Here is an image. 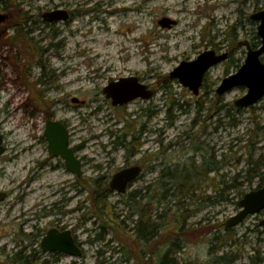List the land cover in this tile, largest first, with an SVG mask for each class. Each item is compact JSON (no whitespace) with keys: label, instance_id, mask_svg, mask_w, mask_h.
<instances>
[{"label":"rangeland","instance_id":"1","mask_svg":"<svg viewBox=\"0 0 264 264\" xmlns=\"http://www.w3.org/2000/svg\"><path fill=\"white\" fill-rule=\"evenodd\" d=\"M263 9V0H0V13L9 17L7 36L0 40V191L8 196L0 202V252L19 251L38 229L59 219L83 241L85 260L76 264H144L180 227L187 244L175 255L178 264H206L229 255L236 256L233 264H264L262 213L248 215L229 231L216 229H226L246 192L264 187V97L238 109L234 101L246 94L244 86L221 96L215 90L243 64L246 47L240 43L260 46L255 43L258 24L250 15ZM56 10L68 12L70 19L44 22L43 15ZM24 12L35 24L27 25L25 36L15 34L24 47L13 48L12 26ZM164 17L175 25L161 28L158 21ZM208 50L227 53L228 59L209 68L194 96L169 74ZM37 61L46 66L43 78ZM134 76L153 96L112 106L103 88ZM50 120L67 127L71 148L82 147L76 154L88 160L81 170L84 186L64 166L40 169L48 157L43 134ZM133 134L140 138L139 149L129 161L141 163L143 172L125 194L108 195L96 210L99 193L93 191L107 187L98 178H110L128 159L127 148H136L130 145ZM118 137L127 148L110 154ZM248 161L263 181L244 182L247 170L253 172ZM213 163L222 168L212 173ZM235 176L243 195L229 193L230 201L204 205L185 223L171 222L178 201L190 211L198 203L181 199L179 189L172 188L176 197L157 210L167 224L157 231L160 237L150 244L135 241L137 215L130 198L135 191L183 184L186 191L195 188L194 199L213 198L214 184ZM216 238L227 246L215 251ZM71 261L67 257L61 264Z\"/></svg>","mask_w":264,"mask_h":264},{"label":"water","instance_id":"2","mask_svg":"<svg viewBox=\"0 0 264 264\" xmlns=\"http://www.w3.org/2000/svg\"><path fill=\"white\" fill-rule=\"evenodd\" d=\"M6 18L5 14L0 13V24ZM67 18L68 13L59 10L43 15L44 22L66 21ZM250 20L258 24L256 35L260 46L253 48L246 41L240 43L246 47V58L243 64L236 73L223 78L220 85L215 89L216 94L221 96L232 88L244 86L247 89L246 94L234 101V106L238 109L252 107L264 97V62L261 60L264 55V9L251 14ZM175 23L176 21L168 17H164L158 21V25L161 28H170ZM227 56V53L216 55L213 50L202 52L196 60L180 62L169 74V77L179 81L194 96H198L204 81L203 78L209 71V68L226 61L228 59ZM103 94L107 99H110L113 106H124L126 103L134 101L137 98L146 100L153 96L152 91L146 85L139 83L135 76L123 77L109 83L103 88ZM72 102L77 103L78 100L73 98ZM44 137L48 142L49 153L54 156H60L65 161L67 171L72 175L79 176L81 173L80 161L76 159L74 152L68 147V133L63 124L54 120L47 121L44 127ZM2 141L3 139L0 134V155L4 151ZM140 173L141 169L139 166H132L119 171L111 177L109 188L117 194H125L128 185L135 181ZM6 197V194L0 191V202L6 199ZM237 206L239 210L237 214L231 216L226 222V228L237 226L248 215L262 213L264 217V187L246 192L237 202ZM259 225L263 228L264 234V218L259 222ZM56 232V230L51 229L44 236L41 244L44 251H58L64 255L73 257L80 256V250L78 247H75L70 232L66 231L60 234Z\"/></svg>","mask_w":264,"mask_h":264},{"label":"trees","instance_id":"3","mask_svg":"<svg viewBox=\"0 0 264 264\" xmlns=\"http://www.w3.org/2000/svg\"><path fill=\"white\" fill-rule=\"evenodd\" d=\"M17 22V26H18V32L17 34H20L21 37L22 35H26L28 34L27 32L24 33L25 28H27V25L29 23L33 22V18L28 17L27 13H21V15H19V18H17L16 20ZM33 24V23H32ZM35 24V23H34ZM33 24V25H34ZM21 31L23 33H21ZM257 45H259V41L257 40ZM27 44H30V46H35L32 41H27ZM255 47V46H254ZM34 52L37 51V53H40L41 50H33ZM41 65V69H44L46 66L45 65ZM42 76H44V72L42 70ZM228 116V115H227ZM125 138V137H124ZM140 139V138H139ZM137 138V140L135 141L136 143V147L139 148V140ZM138 141V142H137ZM133 153V152H132ZM254 166L256 165L255 163H253ZM252 162L248 161V169L246 172V177L244 178V182L246 183H250L253 179H259L260 181H263V175L259 174L257 171L254 172V170L250 167L253 166ZM212 167L209 168V171L213 172H218L222 167L221 166H216L214 163L211 164ZM264 165V164H263ZM225 178V176H224ZM223 179V178H222ZM238 177H234L230 180V182H225V180H221L218 183H216V185L214 184V200L213 198L210 197H200L199 199H194V191L195 188H189L187 191L184 190L183 188V184L179 185V186H175V185H171L169 187H167L166 185L164 186V188H160L155 187L150 189L149 187H145L139 191H135L134 195H131L130 198L131 200L135 201L134 204V212L137 215V220L135 221L136 223V237H135V241L141 243H148L150 244V242H152V240L157 239V237H160L159 235H157V231L159 229L162 228V226L165 227L166 221H165V214L163 213H159L158 208L161 206V204L163 203H169L173 200V197L175 198L176 195L175 193H171L172 188H176L177 190L179 189L180 195H181V199H192L193 200V204L198 203L197 206H195L193 209V211H190V207L188 205H184V203L179 202L176 205L177 206V212L175 214H173V218H172V224L173 223H179L178 219H181L183 221V223H185L187 221L188 218H190L194 213L199 212L200 210H202L201 208L204 205H215L216 203H220V202H225V201H230L229 198V193H236L238 194V196L243 195L244 193L241 191V183L237 182ZM102 183V181H100ZM100 183V184H101ZM159 183V181H158ZM157 183V184H158ZM160 184V183H159ZM93 186V185H92ZM99 183L98 180L95 182L94 181V188L96 189L97 187H99ZM263 187L262 185L259 186V188ZM107 188V187H106ZM145 191L144 196L142 195V191ZM163 190V191H162ZM149 195V196H147ZM145 197V198H144ZM138 198V201L136 200ZM106 199L105 196H98V200L96 199V201L94 200L93 205L94 208L96 210L99 209V207H103L105 205L106 202H104ZM143 201H148V205L146 204H142ZM151 205V209L147 210V206ZM156 206V207H155ZM182 206V207H180ZM178 216V217H177ZM154 217V218H153ZM225 226L220 225V226H216V229H224ZM180 232L182 233V227H180ZM177 235H174V237L172 238V242H174V240L177 239ZM214 240H217L214 239ZM167 241V240H166ZM166 241L163 243H161L162 245H157V247L152 251L150 258V261H146L144 264H176V261H174L175 259V252L173 253L171 250H169L167 248V243ZM219 241V246L217 247L218 249L224 245H227V241L222 240V239H218ZM217 249V250H218ZM143 254V253H142ZM144 255V256H143ZM142 255V258H145V254ZM141 258V260H142ZM154 258V260H153ZM252 260V259H251ZM152 261V262H151ZM262 262V260L259 261V263ZM258 260H252L251 264H257ZM217 264H226L225 261H223V258H219L217 261Z\"/></svg>","mask_w":264,"mask_h":264},{"label":"flooded vegetation","instance_id":"4","mask_svg":"<svg viewBox=\"0 0 264 264\" xmlns=\"http://www.w3.org/2000/svg\"><path fill=\"white\" fill-rule=\"evenodd\" d=\"M68 13V12H67ZM2 14V13H1ZM3 14H5L6 16H7V14L6 13H3ZM70 16H71V14H69L68 13V18H67V20H69L70 19ZM9 19V17L7 16V18H6V20L5 21H3V23H1L0 24V40L2 39V38H4V37H6L7 35H6V30L8 29L7 28V26H5L6 24H5V22L7 21ZM66 20V21H67ZM17 22V21H16ZM13 23L14 24V27L12 26V29H13V32H12V34H13V36L10 38L11 39V42H10V45H11V47H13V48H15V46L16 47H18V48H20V45H21V43H20V41H18V40H16V38H15V34H17V32H18V24L17 23ZM53 34H55L54 33V31H51ZM19 43H20V45H19ZM22 47H24V45H23V43H22V45H21ZM2 48L3 47H0V54H2L3 52L1 51L2 50ZM20 53H21V50H20ZM20 53H18L19 55H21ZM228 57V56H227ZM40 66L41 67V65H40V62L39 61H37V63H36V66ZM41 69V68H40ZM40 77L41 78H43L44 76H42V69H41V75H40ZM40 82H42L41 81V79H40ZM111 83V82H110ZM109 84V83H108ZM152 91V90H151ZM102 93H103V90H102ZM152 93H153V91H152ZM154 94V93H153ZM77 103H84V101H78ZM110 104H111V102H110ZM113 106V105H112ZM55 121V120H54ZM59 122V121H58ZM60 123H62V122H60ZM46 124V123H45ZM63 124V123H62ZM63 126H64V128L67 130V133H68V137H67V140H68V147L74 152V155H75V157H76V159L78 160V161H80V165H81V168H80V171L82 170V167H83V165H84V163H86V162H88V160H87V158L86 157H78L77 156V154H76V152H77V150H81V148L82 147H73V148H71L70 147V140H69V131H68V129H67V127L63 124ZM131 137H132V140H131V142H130V145L132 146V144H134V145H136L135 143V141L137 140V138L139 139V136H134V134L133 135H131ZM43 141H46V139H45V137H44V134H43ZM139 141V140H138ZM46 151H48V142L46 141ZM127 148V145L125 146V144L121 141V138H116L115 139V141H113L112 142V144H111V151H110V154H116V152L120 149V148ZM138 149L139 148H134V146L133 147H131L130 149L129 148H127V150H126V155H125V157H127L128 159L127 160H125L124 161V163L117 169L118 171L117 172H119V171H122V170H124V169H127V168H130V167H132V166H139L140 167V169H141V173H140V175L142 174V172H143V169H142V164L141 163H132V162H130L129 160H130V157H133V156H135V154H137V151H138ZM133 152V153H132ZM44 162L45 163H41V167H40V169L41 168H43L44 166L46 167H49V168H51V169H56V168H59L60 166H64L65 168H66V166H65V161H63L62 159H61V157L60 156H54V155H51L50 153H49V151H48V157L46 158V160H44ZM66 170H67V168H66ZM117 172L115 173V174H117ZM70 173V172H69ZM71 174V173H70ZM114 175V174H113ZM112 175V176H113ZM139 175V176H140ZM73 176H75L76 177V181L78 182V183H80L81 184V186H84V182H81V179H84L83 177H82V171H81V173H80V175L79 176H76V175H73ZM111 176V177H112ZM138 176V177H139ZM80 177V178H79ZM82 177V178H81ZM111 177L110 178H108V176H100L99 178H98V180L99 181H102V182H105V184H104V187H106L107 186V188H105V189H103V190H101L100 188L99 189H97L96 191L94 190L93 192L94 193H99V197H101V196H105L106 198H107V196L108 195H110V194H117L115 191H112L110 188H109V183H110V179H111ZM106 179H108V183H107V181H106ZM138 180V178L135 180V181H137ZM135 181H133L132 183H130L129 185H128V187H127V190H128V188L133 184V183H135ZM84 189V188H83ZM126 190V191H127ZM5 193V192H4ZM6 194V196H7V193H5ZM118 195V194H117ZM120 195H123V194H120ZM8 197V196H7ZM6 197V198H7ZM106 200V199H105ZM2 202V201H1ZM134 212V211H133ZM39 223V222H38ZM63 223V221L62 220H59V219H56L55 220V223L50 227V228H48V229H46V230H41V229H38L37 230V233H36V236H34L33 237V240H32V244L31 243H29L28 245H23V248H19L20 250L19 251H17V252H15V253H13V254H11L10 256H8L7 255V253L5 252V251H2V252H0V258H2V257H4V254H5V260L6 261H2V262H0V264H61V262H62V260L63 259H66L67 257H69V258H72V261H71V263L70 264H76V262H78V260L81 262V261H84L85 260V252H84V246H83V241H81L80 240V238H78L77 236H76V232H75V230H73L72 229V227H69V226H66V225H64V224H62ZM51 229H54V230H56L57 232V234H60V233H63V232H66V231H69L70 232V236L72 237V239H73V243H74V245H75V247H78L79 248V250H80V256H78V257H73V256H70V255H64V254H62V253H60V252H58V251H56V252H53V251H44V249L42 248V246H41V244H42V241L44 240V236L47 234V232L49 231V230H51ZM223 230H225V231H229L230 229L227 227L226 229H223ZM175 235H177L178 237H177V239L176 240H174V242H172L171 240L172 239H168L167 241H166V243H167V248L169 249V250H171L173 253L175 252V255H177V254H179V253H181L182 252V250L184 249V246L187 244L186 242H185V232L184 233H175ZM218 240V239H217ZM225 246H227V245H224V246H222V247H220L219 249H223ZM218 247V246H217ZM218 248H215V251L217 250ZM212 254V253H211ZM219 256V255H218ZM219 258H223V261H225L226 262V264H233L234 262H235V260H236V256H234V255H229V258H227L226 259V257H218L215 261H213V262H208L207 261V263L206 264H217V261H218V259ZM174 261H176V264H178V259L177 258H175L174 259ZM172 264H173V261H172Z\"/></svg>","mask_w":264,"mask_h":264},{"label":"bare ground","instance_id":"5","mask_svg":"<svg viewBox=\"0 0 264 264\" xmlns=\"http://www.w3.org/2000/svg\"><path fill=\"white\" fill-rule=\"evenodd\" d=\"M102 38H100V40H101Z\"/></svg>","mask_w":264,"mask_h":264}]
</instances>
